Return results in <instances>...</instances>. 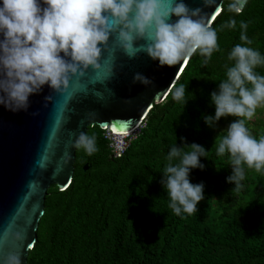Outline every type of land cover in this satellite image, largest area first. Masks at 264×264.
Wrapping results in <instances>:
<instances>
[{
    "label": "trees",
    "instance_id": "trees-1",
    "mask_svg": "<svg viewBox=\"0 0 264 264\" xmlns=\"http://www.w3.org/2000/svg\"><path fill=\"white\" fill-rule=\"evenodd\" d=\"M230 2L224 0L211 25L220 51L210 59L193 54L174 85L186 86V105L173 99V87L119 158L105 131L89 127L98 151L88 155L78 148L70 186L65 191L50 187L28 264H264V172L245 166L243 187L234 190L226 180L231 160L218 156L214 143L226 134L217 128L227 117L214 127L203 118L214 116L210 94L233 63L229 52L242 43L241 21L248 25L249 46L264 55V0H248L240 14L228 10ZM232 19L236 27H224ZM255 71L264 75V66ZM247 127L257 139L264 136V118ZM192 143L207 151L200 158L203 170L190 171L193 184L203 183L204 199L196 213L177 216L168 207L162 172L173 145Z\"/></svg>",
    "mask_w": 264,
    "mask_h": 264
},
{
    "label": "clouds",
    "instance_id": "clouds-1",
    "mask_svg": "<svg viewBox=\"0 0 264 264\" xmlns=\"http://www.w3.org/2000/svg\"><path fill=\"white\" fill-rule=\"evenodd\" d=\"M2 0L0 4V105L11 111L27 110L29 97L45 85L52 90L66 86L70 75L97 66L102 45L113 33L129 54L143 51L161 66L187 61L193 54L210 59L220 51L217 31L184 0ZM247 0H231L228 10L242 13ZM177 19L173 22L172 17ZM224 27L235 28L229 20ZM248 25L241 21L240 41L228 54L226 78L210 94L215 107L204 121L214 127L221 118L232 116L225 135L215 138L216 154H227L232 173L226 178L240 190L245 166L264 172V136L257 139L246 122L264 107V75L255 69L264 66V55L250 47ZM145 40L137 47L136 41ZM61 53L63 55H61ZM150 83L137 73L133 82ZM185 85L174 87L175 101L187 104ZM109 130H105L107 133ZM140 131V128H139ZM111 132V131H109ZM112 133V132H111ZM133 134L129 135L132 136ZM88 155L98 151L96 137L81 132L76 141ZM185 147L189 150L185 151ZM204 146L192 143L173 145L167 154L161 184L170 200L168 207L177 215H192L204 199L203 183L193 184L190 171L204 165ZM174 161H176L174 163ZM0 264H22L18 252L0 257Z\"/></svg>",
    "mask_w": 264,
    "mask_h": 264
},
{
    "label": "water",
    "instance_id": "water-1",
    "mask_svg": "<svg viewBox=\"0 0 264 264\" xmlns=\"http://www.w3.org/2000/svg\"><path fill=\"white\" fill-rule=\"evenodd\" d=\"M184 2L201 9L212 25L224 0ZM41 6H46L42 0ZM176 19L172 17L173 22ZM145 43L136 41L137 47ZM101 47L97 66L70 75L59 90L45 85L29 97L27 110L0 105V257L18 252L22 264H28L50 187L65 191L73 181L78 135L94 126L120 135L139 130L154 105L164 102L190 59L161 66L143 51L126 52L116 33ZM137 73L150 83H134ZM88 168L84 166L85 171Z\"/></svg>",
    "mask_w": 264,
    "mask_h": 264
},
{
    "label": "built area",
    "instance_id": "built-area-1",
    "mask_svg": "<svg viewBox=\"0 0 264 264\" xmlns=\"http://www.w3.org/2000/svg\"><path fill=\"white\" fill-rule=\"evenodd\" d=\"M105 138L108 140L109 147L113 151L114 156L119 158L128 148L132 136H119L109 132L108 134H105Z\"/></svg>",
    "mask_w": 264,
    "mask_h": 264
},
{
    "label": "rangeland",
    "instance_id": "rangeland-1",
    "mask_svg": "<svg viewBox=\"0 0 264 264\" xmlns=\"http://www.w3.org/2000/svg\"><path fill=\"white\" fill-rule=\"evenodd\" d=\"M258 118H264V107H259L256 110V114L254 115V117L250 120L247 121L246 124H248L249 126H251V128L253 127V122L258 119ZM234 120L232 119V116H228L225 120V122L223 124L218 125L217 130L220 133H226V129L229 126L230 123H232ZM109 132L105 133L108 134ZM139 130H137L136 132L133 133L132 137H136L139 134Z\"/></svg>",
    "mask_w": 264,
    "mask_h": 264
},
{
    "label": "bare ground",
    "instance_id": "bare-ground-1",
    "mask_svg": "<svg viewBox=\"0 0 264 264\" xmlns=\"http://www.w3.org/2000/svg\"><path fill=\"white\" fill-rule=\"evenodd\" d=\"M137 131V130H136ZM136 131H134V132H136ZM114 132H118L119 133V131H114ZM134 132H131L130 134H125V136L127 135H131L132 133H134ZM115 134V133H114ZM115 135H119V136H122V135H120V134H115Z\"/></svg>",
    "mask_w": 264,
    "mask_h": 264
}]
</instances>
